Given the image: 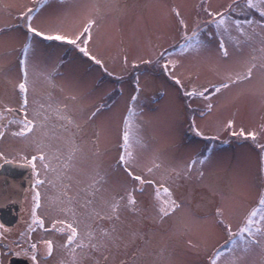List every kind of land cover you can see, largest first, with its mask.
<instances>
[{
	"label": "snow or ice",
	"instance_id": "6c2138e0",
	"mask_svg": "<svg viewBox=\"0 0 264 264\" xmlns=\"http://www.w3.org/2000/svg\"><path fill=\"white\" fill-rule=\"evenodd\" d=\"M61 3L66 5L67 11L42 20L40 24H34L37 18L34 13L39 14L48 0H38V7L21 14L20 19L26 21V42L16 65L0 70V75L5 77L17 72L16 83L12 87L18 105L0 104V140L10 132L12 137L26 142L31 151L19 157L25 162L19 166L29 167L34 177L30 221L26 229L16 239H11V230L0 224V264H3L4 256L23 258L30 264H48L49 259L57 254L59 259L55 264H83L85 257L93 264H108L109 256L105 253L111 248H119L121 244L128 248L136 243L135 240H126L122 220L125 214L164 222L188 207L187 197L178 194L180 188L195 181L212 196L219 192L213 185L204 183L206 168L212 163V147H208L206 153L183 162L169 159L160 152L146 156L148 146L142 134V121L139 125L141 135L133 140V121L144 113V107L139 103L142 92L139 74L135 78L126 114L119 116L120 123L114 133L104 122L96 124L104 115V109L111 111L112 106L101 104L84 113L79 107L82 98L75 92L66 96H54L52 91L46 95L41 93L39 85L42 82L55 88L53 81L58 74V67L47 71L39 63L43 50L38 45L45 42L71 46L108 76L113 75L104 61L89 50L96 19L89 17L80 29L68 31L63 27V20L81 5L79 0H61ZM170 12L177 20L179 39L155 53V59H141L140 64L155 65L171 80L187 99L189 110L196 112L191 101L200 99L208 102L206 109L210 113L214 107L211 103L214 96L250 84L257 76L264 78V0H230L220 9H212L207 0H201L191 28L178 8L173 7ZM213 44L216 54L227 62V70L221 80L207 86L186 84L185 78L176 70L187 56L212 51ZM246 48L251 49L247 57ZM124 63L127 65V57ZM139 66L135 62L132 64L134 69ZM187 79L190 81L191 77ZM63 91L61 88V94ZM199 114L203 117L205 112L200 111ZM90 128L93 130L88 135ZM189 130L206 140L219 139L218 135L205 136L197 126L195 115L190 118ZM224 130L232 137L250 140L264 154V144L257 140L258 136L264 135V123L258 129L240 127L236 131L234 121L229 120ZM113 136L118 152L115 168L120 170L121 177L117 182L111 180L112 166L105 169L101 161L108 152L107 147L102 149V145L110 144ZM134 143L137 145L135 148ZM0 160L6 164L14 162L2 151ZM77 177H87V182ZM45 186L58 193L49 201L57 215L47 227V217L38 214L42 207L39 189ZM226 212L227 205L221 197L216 203L215 217L227 238L207 252L206 264H244V258L254 248L264 252V192L260 193L257 205L243 217L235 230L226 220ZM38 229L43 233L60 234L64 237L63 243L56 245L52 239L43 237L34 239L33 233ZM138 238L147 245L144 235ZM189 244L194 246L191 242ZM97 254L100 259H96ZM144 255L145 249L137 247L124 264H137Z\"/></svg>",
	"mask_w": 264,
	"mask_h": 264
},
{
	"label": "rangeland",
	"instance_id": "374dc122",
	"mask_svg": "<svg viewBox=\"0 0 264 264\" xmlns=\"http://www.w3.org/2000/svg\"><path fill=\"white\" fill-rule=\"evenodd\" d=\"M229 2L207 0V5L212 9H220ZM79 3L81 7L64 18L63 27L68 31L77 30L87 18L94 17L97 24L93 28L89 50L104 61L105 67L113 75L108 76L103 69L75 52L71 46L45 42L38 45L43 50L39 63L47 71L58 67V74L53 81L55 88L42 82L39 85L41 93L46 95L52 91L54 96H66L75 92L82 98L79 107L84 113L95 110L101 104L112 106L111 111L104 109V115L96 124L104 122L114 133L120 123L119 116L126 114L135 78L139 74L142 88L139 103L143 105L144 113L133 121V140L141 135L139 125L142 121V134L148 146L146 156L160 152L169 159L183 162L206 153L207 148L212 147V163L206 168L204 183L219 189L218 194L212 196L195 181L180 188L178 194L187 197L188 207L164 222L142 220L138 216L125 214L122 220L126 240H135L136 243L128 248L123 244L119 248H111L105 253L109 256L108 264H124L137 247L145 249L144 257L137 264H206L207 252L224 243L227 238L222 226L216 223V203L221 197L224 198L227 205L225 218L235 230L243 217L257 205L260 193L264 192V154L250 140L232 137L224 130L229 120L234 121L236 131L240 127L246 130L258 129L264 123V78L257 76L250 84L214 96L211 100L214 107L210 113L206 109L207 101L193 100L191 107L196 112H192L186 107L188 101L178 92L177 86L155 65L140 64V60L155 59V53L179 39L177 20L170 12L171 8H178L191 28L201 0H79ZM36 7L38 0H0V70L16 65L27 39L26 21L20 19V16L29 8ZM66 11V5L61 0H48L39 14L34 13L37 17L34 24H40L42 20L54 18ZM48 44L51 47H47ZM250 53L251 49L246 48L245 56ZM125 57L128 59L127 65L124 63ZM133 62L138 63L139 68L134 69ZM61 64L63 66L59 67ZM226 70L227 62L216 54L213 44L212 51L187 56L176 71L182 74L186 84L207 86L219 82ZM16 76L17 72L8 77L0 75V104L18 106L12 87L16 83ZM188 77H191L190 81ZM61 88L64 89L63 94ZM200 111L205 112L203 117ZM193 115L205 136L218 135L219 139L212 141L195 136L189 130V121ZM92 130L89 129L88 135H91ZM257 140L264 144V135L258 136ZM104 147H107L108 152L101 157L102 165L105 169L112 166L111 180L117 182L121 177L120 170L115 168L118 152L114 136L110 144L102 145V149ZM135 147L137 145L134 143ZM0 151L6 153L9 159L16 160L31 150L26 142L12 137L9 132L5 139L0 140ZM77 178L87 182V177ZM39 190L42 207L38 214L47 217V227L57 215L49 201L58 193L48 186ZM31 207L28 208L31 210ZM140 235H144L148 241L146 246L138 238ZM42 237L52 239L56 245L64 241V237L58 233H43L39 229L33 233L34 239ZM189 242L194 246H190ZM56 259H59V254L50 258L48 264H55ZM96 259H100L99 254ZM83 264H93V261L85 257ZM244 264H264V252L254 248L244 258Z\"/></svg>",
	"mask_w": 264,
	"mask_h": 264
},
{
	"label": "water",
	"instance_id": "95a60500",
	"mask_svg": "<svg viewBox=\"0 0 264 264\" xmlns=\"http://www.w3.org/2000/svg\"><path fill=\"white\" fill-rule=\"evenodd\" d=\"M21 163H3L0 166V187L4 196H9L14 190L18 191L17 206H14L13 212H9V207L0 204V222L6 227L14 224L17 213L20 209V196L24 190V185L31 186V169Z\"/></svg>",
	"mask_w": 264,
	"mask_h": 264
},
{
	"label": "flooded vegetation",
	"instance_id": "af4514ba",
	"mask_svg": "<svg viewBox=\"0 0 264 264\" xmlns=\"http://www.w3.org/2000/svg\"><path fill=\"white\" fill-rule=\"evenodd\" d=\"M14 163H21L24 164L25 162L21 159L13 160ZM4 163V161H0V166ZM32 172V170H31ZM34 182V177L32 174L31 177V186ZM31 186L28 187V185H24V190L21 193L20 196V209L17 213L16 220L13 225L7 227L11 230L10 232V238L16 239L18 234L21 231H24L27 227V222L30 221V208H28L30 205L32 206V200L31 197L33 195V192L31 190ZM50 193L47 194V198H49ZM17 197H18V191L14 190L8 197L4 196L2 193V189L0 187V204H3L9 207V212H11L14 208V206H17ZM46 197V194L44 195L43 199ZM29 203V204H28ZM42 203V202H41ZM13 212V211H12ZM1 224V222H0ZM3 264H30V261H26L23 258H17L14 256H4L3 258Z\"/></svg>",
	"mask_w": 264,
	"mask_h": 264
}]
</instances>
